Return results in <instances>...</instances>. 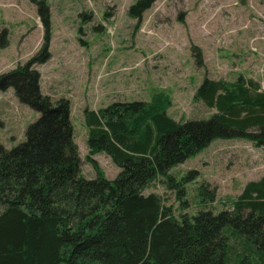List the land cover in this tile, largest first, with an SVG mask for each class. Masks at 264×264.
Returning a JSON list of instances; mask_svg holds the SVG:
<instances>
[{"label": "trees", "instance_id": "1", "mask_svg": "<svg viewBox=\"0 0 264 264\" xmlns=\"http://www.w3.org/2000/svg\"><path fill=\"white\" fill-rule=\"evenodd\" d=\"M153 0H136L137 16ZM47 34V8L38 2ZM4 30L0 47L4 48ZM43 49L0 75V91L13 89L19 104L38 113L25 141L0 145V264H264V174L244 184L228 210L200 209L178 222L159 195L144 194L156 177L202 151L214 139H243L264 146V92L251 79L199 83L193 96L210 116L175 121L161 92L149 101L83 109L85 157L96 172L84 179L69 122V103L50 101L31 69ZM196 68L203 66L195 60ZM103 153L119 170L107 181L91 157ZM197 176L189 171L182 182ZM172 185L173 179L167 178ZM199 187V201L213 203L214 189ZM183 194V191H180ZM237 248V249H235Z\"/></svg>", "mask_w": 264, "mask_h": 264}, {"label": "rangeland", "instance_id": "2", "mask_svg": "<svg viewBox=\"0 0 264 264\" xmlns=\"http://www.w3.org/2000/svg\"><path fill=\"white\" fill-rule=\"evenodd\" d=\"M47 8L44 32L38 2ZM136 0H0V75L34 58L38 90L50 101L69 103V122L78 152V172L94 179L85 160L87 128L83 109L113 103L149 101L156 92L170 99L167 115L176 122L207 118L214 112L194 102L206 76L234 82L251 79L264 92V0H153L137 16L128 13ZM199 58L203 66L196 68ZM38 113L19 104L12 88L0 91V145L11 149L25 141L26 126ZM109 181L119 170L103 153L91 157ZM191 170L197 176L182 178ZM264 174V146L243 139H214L202 151L156 177L144 194L159 195L180 222L200 209L228 210L244 184ZM214 189L213 203L199 201V187ZM180 191L183 194L179 196ZM237 249V248H235ZM235 259L230 258L229 264Z\"/></svg>", "mask_w": 264, "mask_h": 264}]
</instances>
